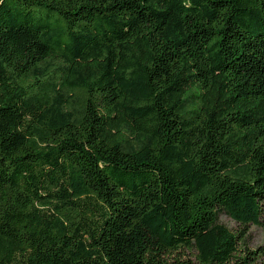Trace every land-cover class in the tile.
Wrapping results in <instances>:
<instances>
[{"label":"trees","instance_id":"trees-1","mask_svg":"<svg viewBox=\"0 0 264 264\" xmlns=\"http://www.w3.org/2000/svg\"><path fill=\"white\" fill-rule=\"evenodd\" d=\"M251 226L264 0H0V264H264Z\"/></svg>","mask_w":264,"mask_h":264},{"label":"rangeland","instance_id":"rangeland-1","mask_svg":"<svg viewBox=\"0 0 264 264\" xmlns=\"http://www.w3.org/2000/svg\"><path fill=\"white\" fill-rule=\"evenodd\" d=\"M219 220L222 224H224L231 230H235L237 228V224L224 215H221L219 217ZM249 234H250L249 246L251 248H255L257 246L264 244V229H262L261 227L251 226L249 230Z\"/></svg>","mask_w":264,"mask_h":264}]
</instances>
